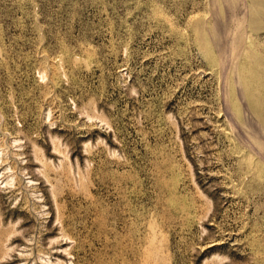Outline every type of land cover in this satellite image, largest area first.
I'll return each mask as SVG.
<instances>
[{
    "label": "rangeland",
    "instance_id": "374dc122",
    "mask_svg": "<svg viewBox=\"0 0 264 264\" xmlns=\"http://www.w3.org/2000/svg\"><path fill=\"white\" fill-rule=\"evenodd\" d=\"M0 264H264V0H0Z\"/></svg>",
    "mask_w": 264,
    "mask_h": 264
}]
</instances>
